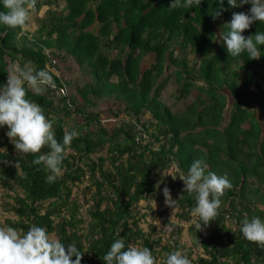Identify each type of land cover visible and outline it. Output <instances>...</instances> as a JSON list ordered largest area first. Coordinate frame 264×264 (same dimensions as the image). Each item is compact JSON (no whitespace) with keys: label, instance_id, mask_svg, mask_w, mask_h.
<instances>
[{"label":"trees","instance_id":"16d2710c","mask_svg":"<svg viewBox=\"0 0 264 264\" xmlns=\"http://www.w3.org/2000/svg\"><path fill=\"white\" fill-rule=\"evenodd\" d=\"M172 2L36 0V9L47 6V10L34 37L21 35L23 26L0 25V90L7 83L10 65L7 58L21 67L30 64L37 71H48L56 86L62 85L61 78L49 68L48 53L57 58L71 55L92 74L91 80L78 90L83 103L76 108L84 117L86 131L79 132L67 147L55 182H46L51 173L44 164L32 163L49 149L45 147L35 155L17 156L6 136L7 126L3 127L0 178L9 191H14L10 206L17 216L6 219L8 227L23 234L35 225L55 234L65 245L75 243L83 252L81 264H104L103 256L120 238H124L126 246L148 247L154 258L161 253V264H164L166 254L181 248V227L174 224L168 243L161 245V238H153L140 226L143 214L139 213L137 205L149 197H164L162 188L168 183L163 175L161 179V173L176 165L182 172H177L175 181L169 179V186L180 190L181 210L177 214L190 222L196 206L195 194L182 191L184 184L180 175L186 174L197 159L208 166L207 171L224 175L225 164L234 158L232 188L225 191L216 219L206 227L202 223L203 231L196 230L195 222L189 224L193 246L203 250L194 264H264V248L247 241L240 231L245 217H259L264 221V209L257 207L258 202H264V192L260 189L264 184V137H261L264 121L261 125L256 120L257 111L250 112L248 107V102L255 100L264 116V45L258 46L261 57L253 60L246 52L237 57L229 56L219 39L220 31L227 32L224 25L230 22L234 12H248L243 5L232 8L224 0L223 7L227 10L213 20L210 13L219 7L218 0H201L200 6L191 7L184 6L185 0L170 7ZM61 5L60 10L55 9ZM4 10L0 0V11ZM95 23L99 24L97 32L90 29ZM257 31L264 32V23L254 22L243 35H254ZM114 48L118 54L112 57L109 52ZM149 54L154 55V61L144 68L142 62ZM172 66L176 82L187 92L196 77L207 79L209 84L214 77H232L230 83H225L234 95V110L225 134L217 129L207 131L208 135L212 133L211 143L208 135L196 139L193 134L183 135L182 127H192L191 122L187 120L182 124L160 100L170 75L161 77ZM24 86L26 98L43 109L46 118L53 122L55 138L62 143L67 131L62 113L70 115L72 109L65 99L60 98V105L55 103L56 97L50 95L52 88L36 94L27 84ZM106 95L118 100L124 113L135 119L122 117L110 130L101 123L97 113L83 112L92 104V98ZM70 98L75 104L76 98ZM223 109L224 104L215 102L205 110L204 116L208 119L203 122L202 116L201 124H220ZM147 112L151 114L149 121H142ZM247 121L251 124L249 129L242 127ZM135 122L141 123V129H137ZM93 124L96 126L91 128ZM196 124L198 122L194 126ZM202 146L208 152L205 153ZM100 147L107 148L106 155L94 159L92 154ZM243 150L247 152L246 160L242 159ZM5 160L10 163L4 164ZM16 160L20 162L19 168L12 166ZM87 173L94 186V203L88 209V221L81 212L83 203L77 198L71 199L73 186L82 182ZM252 177L257 178L259 184L255 189L258 202L248 195ZM229 212L236 223L235 229L228 224ZM197 240L200 243H196ZM190 255L189 252L187 257Z\"/></svg>","mask_w":264,"mask_h":264},{"label":"clouds","instance_id":"9594fccd","mask_svg":"<svg viewBox=\"0 0 264 264\" xmlns=\"http://www.w3.org/2000/svg\"><path fill=\"white\" fill-rule=\"evenodd\" d=\"M179 0H173L170 7H176ZM219 7L210 13L216 20L226 11L224 0H218ZM230 7L236 8L251 4L248 12H234L230 22L224 27L227 32L219 33L229 56L237 57L247 53L249 59L261 57L260 48L264 45V32L257 31L254 35L245 36L254 22L264 23V0H227ZM4 11H0V25L8 28L22 27L29 18V10L34 9L36 0H2ZM201 4V0H185L184 6ZM57 66V65H56ZM62 82V81H61ZM25 84L36 94H42L49 88H55L53 76L45 70H36L30 64L21 67L13 63L7 70V83L0 90V127L7 126L6 136L14 145L17 156L41 153L45 147L48 152L38 155L33 164H44L51 173L46 182L53 183L61 173V163L66 149L73 138L79 135L75 130L65 131L63 142L55 138L53 122L46 118L43 109L26 98ZM4 164L10 162L5 160ZM19 160L12 166L19 168ZM173 179H176L173 177ZM179 179L183 182V192L195 194L196 206L192 216L198 217L195 222L197 231H203V226L216 219L221 206V197L225 191L232 188L227 175H217L207 171L203 161L194 160L186 174ZM165 205L174 209L177 201L173 200L170 189L163 188ZM240 231L243 237L264 248V221L259 217H245ZM196 243H200L199 240ZM164 264H191L190 259L181 251L166 254ZM73 257L75 259L73 260ZM83 252L75 243L67 244L51 236L48 231L39 226H31L26 233H21L14 227H0V264H81ZM104 264H156L152 251L148 247L126 246L124 238L116 239L103 256Z\"/></svg>","mask_w":264,"mask_h":264},{"label":"rangeland","instance_id":"374dc122","mask_svg":"<svg viewBox=\"0 0 264 264\" xmlns=\"http://www.w3.org/2000/svg\"><path fill=\"white\" fill-rule=\"evenodd\" d=\"M237 3L239 4V0H237ZM61 7L62 5L57 6L55 9L60 10ZM243 7L244 9L249 10L251 8V4L250 3L245 4L243 5ZM46 10H47V6H43L41 9H36V8L30 9L28 21L22 27L21 35L27 34L28 38L34 37L37 29L39 28L41 19L45 16ZM90 29L97 32L99 29V24L98 23L93 24L90 27ZM19 43H22L21 39H19ZM109 54L110 56L114 57L118 54V51L117 49L114 48L110 50ZM7 61L10 63V65L16 63L11 58H7ZM153 61H154V55L149 54L148 56L145 57L144 61L142 62L143 67L144 68L150 67ZM234 67L237 68L238 67L237 64H234ZM49 68L61 78V81L65 83L71 97L76 98L75 104L73 103L74 107H70L72 109L71 110L72 113L70 115H66L64 112L62 113L65 119L64 122L65 129L68 132H71L73 130H75L78 133L85 132L86 129L84 128L85 125L84 117L80 114L78 110H76V108L81 107L83 103L81 99V95L79 94L78 90L81 89L85 83L91 80L92 74L88 70H86V68L81 67L78 64V62L75 60V58L71 55L68 56L59 55L57 66L55 67L49 66ZM166 75H170L169 77L170 79L166 84L165 88L163 89V94H161L162 100L165 103L169 104L170 107H172L173 111H177L181 107L176 105V103L175 104L173 103L174 96L178 93V90L180 88V85L175 80V67L172 66L169 70H166L165 74L161 78H165ZM50 95L56 97L55 103L57 105L61 104L60 98L62 97L58 95V93L55 90H52ZM91 101L92 104L87 105V107H85L83 112L86 114L90 112L97 113L100 117L101 123L106 125L107 128L110 130L123 120L122 117L129 118L130 120L135 119V117H130V116L128 117L124 113V111L122 110L123 105L113 96L106 95L104 97L92 98ZM195 108H198V105ZM193 113H195L194 109L187 111L188 114L187 117H191ZM150 117H151L150 112H147L145 116L143 115V118L141 120L142 121L146 120L148 122ZM93 126L95 127L96 124L91 125V128H93ZM3 130H4L3 127H0V133ZM257 149L260 152L259 146H257ZM106 151H107L106 147H100L98 152L93 153L92 155L94 159H96L98 156L101 155L105 156ZM229 161L230 162L228 163V165L225 164L226 167L223 169V171L226 172L224 173V175L226 174L229 180L231 181L233 179L232 175L234 176L235 174V171H233L232 168L235 166L236 162L234 158L233 160H229ZM107 164L108 163H106V165ZM176 171L182 172L181 170H178V167L176 165H174L173 167H170L168 170L161 173V179H162V175L163 178L164 177L167 178L166 183L168 184H166L165 187L170 189V193L173 200L177 201L174 209L167 207L165 205L164 197L162 198L149 197L145 200H142L137 205V209L139 210V213L143 214V217L140 221V226L143 227V229L146 232L151 233L153 238H161V245H162L168 243L169 236L174 229V224L179 225V227H181V233L179 234L181 248L179 251H181L186 256L190 252L191 255L189 256V259L191 261V264H194V261L197 259V257L200 254H202L203 250L202 248L193 246L192 237L189 233L188 227L190 223L196 222L197 217H193L191 213L192 218L190 222H188L182 220L177 214L178 211L181 210L178 203V197L181 196V192L177 187L171 188L169 186V179L175 181L173 177L175 178L177 177ZM249 184L251 185V188L249 190L248 195H250L252 198L257 200L258 195L255 193V189L259 188L257 178L252 177L251 180H249ZM88 187H91L90 190H88ZM163 188H162V192H163ZM260 189H261V193H263L264 184L263 186H261ZM93 191H94V186L91 184L89 173H87V175L85 176L82 182L76 183V185L73 186V190H72L71 199L77 198L80 201V203H83L81 212L83 213V216L87 221L90 219L88 209L94 203V200L92 198ZM13 193L14 191H9L8 188L3 184L2 179L0 178V227H8L6 225L7 218H11V219L17 218L16 213L12 210L10 206V204L13 202V197L11 196ZM237 199L239 200L240 198L238 197ZM223 200L224 198L222 196L221 201ZM244 202L247 203L246 200ZM257 204H258L257 207L259 209H264V202H258ZM227 221L228 224L233 227V229L236 228V223L234 219L228 218ZM50 235L53 236L54 238H57L55 234H50ZM136 246L141 247L140 245L139 246L136 245ZM162 259L163 256L161 253H159L158 256L155 258L156 264H161V262L163 261Z\"/></svg>","mask_w":264,"mask_h":264},{"label":"crops","instance_id":"0c3cea01","mask_svg":"<svg viewBox=\"0 0 264 264\" xmlns=\"http://www.w3.org/2000/svg\"><path fill=\"white\" fill-rule=\"evenodd\" d=\"M91 73V72H90ZM207 79H203L201 77H196L194 81V85L191 87V90L184 91L182 89V85H180V88L178 90V93L174 96L173 103L181 108L177 111H173L172 107H170L169 104L165 103L162 100V96L160 97V100L164 102L166 105H168L171 109V111L176 114L179 121L185 122L189 120L192 124V127H182L183 129V135L189 133L193 134V138L195 137H203L207 136L210 129H217L223 132L225 134V129L228 127V123L230 122L231 114L234 110V95L229 87L228 84L225 82H231L232 77H214V81H212L210 84L207 83ZM241 80H238V83H240ZM253 90V89H252ZM163 94V91H162ZM216 100V101H215ZM215 102L219 103L221 102L224 104V109L222 112V121L220 124L212 125L210 126L209 123H206L205 125L201 124L200 121H202L201 117L205 115V110L209 107H211ZM249 111L254 112L256 116V120L262 125L264 121V116L261 114V106H256V101L253 102L249 101ZM198 105V108H195ZM194 109L195 113L191 117H187V111ZM201 119V120H200ZM207 116H204L203 122H207ZM198 122L194 126V123ZM183 124V123H182ZM251 126L250 122H244L242 124V127L245 129H249ZM263 127V126H262ZM206 129V130H205ZM211 134L208 135V142L211 143ZM261 137H264V133H262ZM200 147L201 145H197ZM203 151L206 153L208 152V149L204 146L201 147ZM244 151V150H243ZM244 157L242 159L246 160L247 152L244 151ZM248 161V160H247ZM208 167V166H207ZM176 170V169H175ZM177 172V171H176Z\"/></svg>","mask_w":264,"mask_h":264},{"label":"built area","instance_id":"2783aa9c","mask_svg":"<svg viewBox=\"0 0 264 264\" xmlns=\"http://www.w3.org/2000/svg\"><path fill=\"white\" fill-rule=\"evenodd\" d=\"M48 55H49V57H50V63H49V66H52V67H55L57 64H58V58L57 57H53V56H51V54L50 53H48ZM62 83V85H60V86H56L55 88H52L53 90H55L57 93H58V95H60L63 99H65V101L67 102V104L70 106V107H74L73 106V103L71 102V98H70V94H69V92H68V90H67V86L65 85V83L62 81L61 82ZM136 123V126H137V129L139 130V129H141V123H138V122H135ZM182 174H185V173H182ZM181 174V175H182ZM180 175V176H181ZM232 216V213L231 212H229L228 214H227V218H230Z\"/></svg>","mask_w":264,"mask_h":264}]
</instances>
